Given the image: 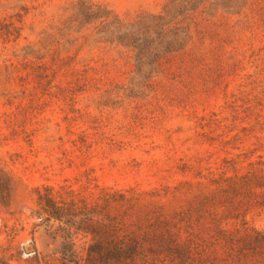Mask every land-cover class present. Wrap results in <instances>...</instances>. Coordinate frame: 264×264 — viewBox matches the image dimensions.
I'll use <instances>...</instances> for the list:
<instances>
[{"label": "rangeland", "instance_id": "374dc122", "mask_svg": "<svg viewBox=\"0 0 264 264\" xmlns=\"http://www.w3.org/2000/svg\"><path fill=\"white\" fill-rule=\"evenodd\" d=\"M67 232L82 264H264V0H0V258Z\"/></svg>", "mask_w": 264, "mask_h": 264}, {"label": "trees", "instance_id": "16d2710c", "mask_svg": "<svg viewBox=\"0 0 264 264\" xmlns=\"http://www.w3.org/2000/svg\"><path fill=\"white\" fill-rule=\"evenodd\" d=\"M35 194L37 206L39 207L42 214L46 215L48 219L54 220L63 226V231L66 230L64 227L69 229L73 227V215H63V209L58 205V202L52 195L51 189L37 190ZM61 238L62 241L60 242V247L57 253L59 258L58 264H82L81 259L74 250L75 244L70 233L67 232L66 234L62 235ZM0 264L8 263L0 258Z\"/></svg>", "mask_w": 264, "mask_h": 264}, {"label": "water", "instance_id": "95a60500", "mask_svg": "<svg viewBox=\"0 0 264 264\" xmlns=\"http://www.w3.org/2000/svg\"><path fill=\"white\" fill-rule=\"evenodd\" d=\"M26 249H27V250H29L30 248H29V247H27Z\"/></svg>", "mask_w": 264, "mask_h": 264}]
</instances>
